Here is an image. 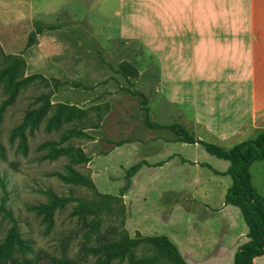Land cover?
I'll return each mask as SVG.
<instances>
[{"label":"rangeland","instance_id":"rangeland-1","mask_svg":"<svg viewBox=\"0 0 264 264\" xmlns=\"http://www.w3.org/2000/svg\"><path fill=\"white\" fill-rule=\"evenodd\" d=\"M56 18L0 28V70L9 63L2 54L17 56L25 62L19 70V79L35 74L44 78L34 79L20 89L14 102L0 116V203L2 182L8 197L5 207L16 221L21 237L30 242L32 251L28 257L44 256L39 264H49L48 258L96 264L97 258L82 252L84 246L96 244L93 235L87 239V225L71 215L78 202L57 210L50 228L28 210L47 202L42 193L46 190L58 196L94 202L90 190L65 185L55 176L65 174L67 158L46 160L47 151L39 149L44 142H58L69 130L82 131L85 136L74 137L63 145L79 148L88 157L85 164L72 168L89 178L101 194L117 196L125 185L127 169L141 163L131 178L129 190L122 196L123 217L116 212L104 213L99 231L107 238L122 228L130 237L163 235L172 238L186 254L182 244L190 242V234L200 228L199 219L210 206L218 207L220 199L224 204L226 194L216 189L217 186H210L207 180L210 172L199 164L212 163L224 170L227 162L207 154L199 144L177 142V136L168 128L174 124H181L195 140L206 138L200 128L185 121L180 111L157 92L156 64L141 43L98 38L99 33L92 30L91 24H77L72 16L61 13ZM38 26L45 29L28 47V36ZM121 63L132 65L138 76L124 78L118 73ZM53 80L61 84L55 86ZM3 88L0 83V106L7 98ZM135 92L145 96L147 114L142 98ZM46 94H50L53 107L32 135L26 132L27 149L23 152L18 138L10 139L12 131L21 124L27 110L39 107L36 99ZM58 104L75 107L77 114L57 130L47 132L46 126ZM146 117L162 127H148ZM176 155L185 161L176 159L157 166ZM250 171L254 187L264 197V160L253 163ZM224 181L230 185V176ZM87 220L90 222L92 217ZM213 224L218 230L221 223L216 220ZM10 227L11 223L0 213V242ZM153 253L151 247L143 245L136 249L135 257H149ZM188 257L195 264H206L194 253ZM111 264H128V261L115 260ZM158 264L171 263L160 260Z\"/></svg>","mask_w":264,"mask_h":264},{"label":"crops","instance_id":"crops-1","mask_svg":"<svg viewBox=\"0 0 264 264\" xmlns=\"http://www.w3.org/2000/svg\"><path fill=\"white\" fill-rule=\"evenodd\" d=\"M59 13L91 24L98 38L141 43L156 64L157 92L203 131L199 140L230 149L264 130V0H0V28ZM176 159L183 160L176 155L157 166ZM204 163L210 186L224 194L231 183L220 174L229 163L224 170ZM199 221L182 244L186 254L168 237L185 262L195 264L194 253L206 264H233L249 240L239 209L220 199ZM253 264H264V255Z\"/></svg>","mask_w":264,"mask_h":264},{"label":"trees","instance_id":"trees-1","mask_svg":"<svg viewBox=\"0 0 264 264\" xmlns=\"http://www.w3.org/2000/svg\"><path fill=\"white\" fill-rule=\"evenodd\" d=\"M43 29L45 28L38 26L34 32L29 34L28 47L34 44L35 36L40 34ZM2 57L9 59V63L7 62L6 66L0 70V83L3 84L4 92L7 94L6 100L0 106V116L6 107L14 102L20 89L34 79H44L38 74L19 79L18 73L25 65L24 60L17 56L10 57L3 54ZM118 73L128 80L130 76L133 78L138 76V71L128 63H121ZM53 82L55 86L61 84L57 80H53ZM135 95L142 98V105L147 114L148 108L146 107L145 96L139 92H135ZM36 102L40 104L39 107L25 112L21 124L13 129L10 137L11 140L18 138L19 147L23 152H26L27 149L26 132L32 135L53 107L50 104V94L39 96ZM55 108V113L50 117L46 126L47 132L57 130L63 122H68L77 114V109L73 106L58 104ZM145 124L152 128L162 127L150 122L147 117ZM168 128L177 136V142L199 144L207 154L229 163L225 173H215L230 176L231 185L226 191L224 204L239 209L248 227L247 238L249 239L235 253L233 264H253L255 258L264 255V198L252 184L250 167L253 163L264 160V130L260 131L253 139L242 141L230 149H225L215 143L195 140L181 124H174ZM84 136L85 134L82 131L69 130L61 136L58 142H44L39 146V149L47 151L44 156L46 160L53 161L61 157L67 158L69 165L65 168V174L57 173L55 176L65 185L80 186L90 190L94 195V202L58 196L51 190H46L42 193L46 196L47 202L29 207L28 210L40 217L42 223L50 228L57 210L65 208L71 202H78L71 215L87 225L88 230L85 232L87 239L93 235L96 244L91 247L84 246L82 252L85 256L97 258L96 264H111L115 260L119 262L127 260L128 264H158L160 260L171 264H187L176 245L166 236H142L137 234L135 237H130L126 230L122 228V231L115 234V236L107 238L105 234L99 231L102 222L100 217L104 213L112 214L116 212L118 216L123 217L122 196L129 190L131 178L139 171L141 163L132 165L127 169L125 185L119 189L117 196L101 194L97 192L89 178L72 168V165L85 164L88 157L79 148L72 145H63L74 137ZM199 166L211 169L206 163H200ZM1 188L3 197L0 203V213L11 223V227L8 229L3 241L0 242V264H39L45 257L37 255L28 257V254L32 251L30 242L21 237L16 221L11 212L5 207L8 197L2 182ZM89 217H92L90 222L87 220ZM120 224L123 226V218ZM143 245L151 247L154 253L149 257L138 259L135 257V251ZM48 259L49 264H75L68 260Z\"/></svg>","mask_w":264,"mask_h":264}]
</instances>
